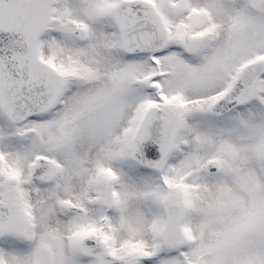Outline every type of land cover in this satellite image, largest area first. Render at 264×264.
<instances>
[{
    "label": "snow or ice",
    "instance_id": "6c2138e0",
    "mask_svg": "<svg viewBox=\"0 0 264 264\" xmlns=\"http://www.w3.org/2000/svg\"><path fill=\"white\" fill-rule=\"evenodd\" d=\"M0 264H264V0H0Z\"/></svg>",
    "mask_w": 264,
    "mask_h": 264
}]
</instances>
